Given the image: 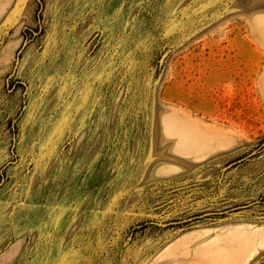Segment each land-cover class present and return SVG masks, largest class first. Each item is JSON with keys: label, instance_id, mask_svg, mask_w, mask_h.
Wrapping results in <instances>:
<instances>
[{"label": "rangeland", "instance_id": "rangeland-1", "mask_svg": "<svg viewBox=\"0 0 264 264\" xmlns=\"http://www.w3.org/2000/svg\"><path fill=\"white\" fill-rule=\"evenodd\" d=\"M263 238L264 0H0V264Z\"/></svg>", "mask_w": 264, "mask_h": 264}, {"label": "bare ground", "instance_id": "bare-ground-1", "mask_svg": "<svg viewBox=\"0 0 264 264\" xmlns=\"http://www.w3.org/2000/svg\"><path fill=\"white\" fill-rule=\"evenodd\" d=\"M262 243H264V238L260 242V245ZM250 249L251 248H249L246 245V242L241 240L240 244L236 247V249H235L234 252H231L229 254L226 253L225 256L219 257V259L222 262H220L218 264H246V262L250 259V257L253 256V254L256 253V250H254L251 253V255H249L248 257H246V255L248 254V252L250 251ZM220 254H221V252H219V255ZM203 258L205 260H203L201 264H214L213 261H211V259L209 258V256H205ZM153 259L149 262V264H154L155 261H153Z\"/></svg>", "mask_w": 264, "mask_h": 264}, {"label": "water", "instance_id": "water-1", "mask_svg": "<svg viewBox=\"0 0 264 264\" xmlns=\"http://www.w3.org/2000/svg\"><path fill=\"white\" fill-rule=\"evenodd\" d=\"M169 50L167 49L165 52H164V55L168 52ZM163 57V56H162Z\"/></svg>", "mask_w": 264, "mask_h": 264}]
</instances>
